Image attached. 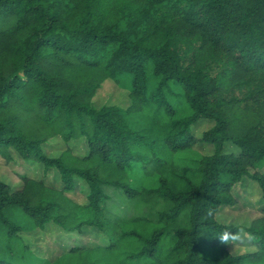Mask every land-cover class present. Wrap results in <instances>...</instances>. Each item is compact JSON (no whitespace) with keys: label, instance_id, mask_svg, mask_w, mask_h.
Returning <instances> with one entry per match:
<instances>
[{"label":"trees","instance_id":"16d2710c","mask_svg":"<svg viewBox=\"0 0 264 264\" xmlns=\"http://www.w3.org/2000/svg\"><path fill=\"white\" fill-rule=\"evenodd\" d=\"M133 75L131 106L97 110L106 80ZM181 98L179 116L170 97ZM215 125L201 139L191 127ZM85 138L86 156L42 146ZM202 140L215 153L184 157ZM241 149L224 154V144ZM55 168L63 189L22 175L0 182V242L53 223L108 240L51 264H264L262 217L246 229L256 252L234 256L239 228L221 224L233 187L264 161V0H0V155ZM89 187L81 205L72 178ZM137 177L147 183H135ZM0 264H11L0 256Z\"/></svg>","mask_w":264,"mask_h":264},{"label":"rangeland","instance_id":"374dc122","mask_svg":"<svg viewBox=\"0 0 264 264\" xmlns=\"http://www.w3.org/2000/svg\"><path fill=\"white\" fill-rule=\"evenodd\" d=\"M133 75L121 73L117 80H106L97 90L93 107L100 110L104 107H116L120 112L131 106L130 93L133 88ZM171 105L177 110L179 116L183 115L185 107L181 98L170 97ZM215 125L214 121L201 119L191 127V133L201 139L203 134ZM215 146L198 141L184 157L192 165L195 159L202 156H212L215 153ZM44 154L49 158H58L67 152L76 156H86L89 153L87 140L80 138L65 142L61 137H56L42 146ZM224 154L239 155L241 149L231 142H226L223 149ZM8 153L11 160L0 155V182L9 184L14 190L22 185L21 176L27 175L45 182L54 188L63 189L64 183L60 173L52 168L45 170L42 163L25 161L14 148H9ZM260 171L264 173V161L250 169V173ZM72 189L66 194L75 202L81 205L88 203L89 187L81 178H72ZM147 183L144 178L137 177L135 183ZM233 196L236 203L232 206H222L217 213V221L221 224L239 228V232L229 240V251L232 255L238 256L245 253L257 251L252 243L246 229L252 222L263 215L264 200L258 183L250 178H244L233 187ZM107 238L96 228H83L82 233H68L53 223H47L44 229H35L18 234V240L13 241V253L9 255L6 251V242H0V256L9 258L11 264H51L60 255L75 247H98L107 245Z\"/></svg>","mask_w":264,"mask_h":264}]
</instances>
